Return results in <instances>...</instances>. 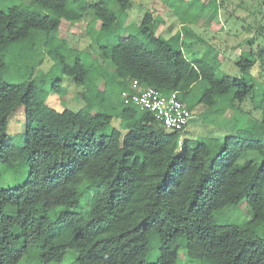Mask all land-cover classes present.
Wrapping results in <instances>:
<instances>
[{
  "label": "trees",
  "instance_id": "trees-1",
  "mask_svg": "<svg viewBox=\"0 0 264 264\" xmlns=\"http://www.w3.org/2000/svg\"><path fill=\"white\" fill-rule=\"evenodd\" d=\"M129 2L0 0V162L10 180L25 177L4 188L0 173V264L59 262L68 250L76 264H177L179 250L198 264H264V107L253 106L262 117L248 129L238 108L257 95L254 82L216 76L211 48L188 59L174 38L156 33L150 13L136 35L113 37ZM88 12L100 22L88 34L110 72L56 36L62 19ZM246 45L234 63L244 73L263 60L252 38ZM46 58L81 87L78 110L45 103ZM9 67L23 71L22 81L1 77ZM133 80L165 96L176 91L190 112L204 105L210 122L228 111L233 132L190 147L185 128L167 132L149 111L123 102ZM57 86L51 82L52 91ZM18 106L23 141L13 145L8 117ZM86 195L83 211H69ZM241 202L252 219L231 213Z\"/></svg>",
  "mask_w": 264,
  "mask_h": 264
},
{
  "label": "rangeland",
  "instance_id": "rangeland-1",
  "mask_svg": "<svg viewBox=\"0 0 264 264\" xmlns=\"http://www.w3.org/2000/svg\"><path fill=\"white\" fill-rule=\"evenodd\" d=\"M12 5L18 0H5ZM96 0H88L94 3ZM30 3L31 0H25ZM115 8V7H114ZM145 13L154 16L156 33L164 38H174V44L180 47L183 54L188 58H200L209 48H211L212 63L216 66V76L229 75L233 77H251L254 82L256 96L252 100L246 98L239 106L242 111L247 112L245 128L252 126L253 122L261 119V109H255L257 105L264 107V96L261 91L264 85V0H130L129 7L121 13L117 20L118 29L112 34L113 37H125L136 35L140 21ZM100 22L90 12L81 19L69 22L62 19L56 32L59 39L67 41L69 51L72 54L86 56L87 62L96 61L107 72L111 71V65L106 60H99L100 55L96 42L88 34V27L98 29ZM252 38V51L256 56L261 50L263 60L258 61L246 73L241 72L235 66V61L246 53L249 49L246 45L247 39ZM242 41L244 43H242ZM246 42V43H245ZM213 49V50H212ZM214 51V53L212 52ZM211 57V56H209ZM22 68V67H20ZM51 68L47 79L39 80L40 88L46 91L45 103L58 111L63 108L78 110L83 102L80 98V86L75 85L71 79L62 75L58 67L50 58H46L41 66L40 72L47 73ZM23 71L17 68H8L1 77L9 82L18 83L22 81ZM55 81L57 86L55 91L51 90V82ZM100 81L99 83H101ZM201 83L195 88L192 96L198 98L201 94ZM255 106V107H257ZM24 107L18 106L8 117L7 134L11 137L13 145L22 143L24 127ZM207 112L204 105L193 107L190 120L185 130L181 133V139L188 140L190 147L199 137H210L223 139L233 132V120L227 111L224 115L215 119L210 111V119H203ZM118 126V121L111 123ZM170 132V129H166ZM1 183L3 187H9L10 183H21V178L9 179V175L4 173V166L0 162ZM3 175V176H2ZM26 176V175H25ZM16 179V180H15ZM88 195L83 196L79 203L69 209V211H83ZM231 211V210H230ZM239 221L252 219V212L248 206L241 202L231 212ZM155 251H152L146 258L151 262ZM25 257H22L18 264H23ZM37 264H43L38 262ZM48 264H76L75 253L68 250L59 262H49ZM177 264H198L189 260L184 251L179 250Z\"/></svg>",
  "mask_w": 264,
  "mask_h": 264
},
{
  "label": "built area",
  "instance_id": "built-area-1",
  "mask_svg": "<svg viewBox=\"0 0 264 264\" xmlns=\"http://www.w3.org/2000/svg\"><path fill=\"white\" fill-rule=\"evenodd\" d=\"M129 90L121 92L123 102L149 111L165 129L179 131L187 126L191 112L178 98L176 91L165 96L151 86L140 85L137 80L131 81Z\"/></svg>",
  "mask_w": 264,
  "mask_h": 264
},
{
  "label": "crops",
  "instance_id": "crops-1",
  "mask_svg": "<svg viewBox=\"0 0 264 264\" xmlns=\"http://www.w3.org/2000/svg\"><path fill=\"white\" fill-rule=\"evenodd\" d=\"M188 58V57H187ZM188 59H190V58H188Z\"/></svg>",
  "mask_w": 264,
  "mask_h": 264
}]
</instances>
